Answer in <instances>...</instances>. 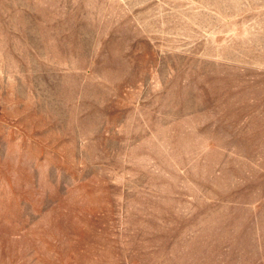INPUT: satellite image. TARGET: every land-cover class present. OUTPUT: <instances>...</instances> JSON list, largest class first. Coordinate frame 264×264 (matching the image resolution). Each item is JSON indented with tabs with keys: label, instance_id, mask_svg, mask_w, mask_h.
Wrapping results in <instances>:
<instances>
[{
	"label": "rangeland",
	"instance_id": "374dc122",
	"mask_svg": "<svg viewBox=\"0 0 264 264\" xmlns=\"http://www.w3.org/2000/svg\"><path fill=\"white\" fill-rule=\"evenodd\" d=\"M0 264H264V0H0Z\"/></svg>",
	"mask_w": 264,
	"mask_h": 264
}]
</instances>
